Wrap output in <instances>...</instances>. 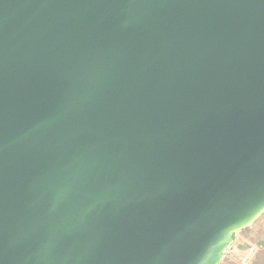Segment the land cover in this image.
Here are the masks:
<instances>
[{
	"label": "water",
	"instance_id": "water-1",
	"mask_svg": "<svg viewBox=\"0 0 264 264\" xmlns=\"http://www.w3.org/2000/svg\"><path fill=\"white\" fill-rule=\"evenodd\" d=\"M264 214V0H0V264H219Z\"/></svg>",
	"mask_w": 264,
	"mask_h": 264
},
{
	"label": "crops",
	"instance_id": "crops-1",
	"mask_svg": "<svg viewBox=\"0 0 264 264\" xmlns=\"http://www.w3.org/2000/svg\"><path fill=\"white\" fill-rule=\"evenodd\" d=\"M263 216L251 226L235 233L231 252L225 254L219 264H264V220H260ZM252 245L257 246L258 251L249 255L248 250Z\"/></svg>",
	"mask_w": 264,
	"mask_h": 264
},
{
	"label": "built area",
	"instance_id": "built-area-1",
	"mask_svg": "<svg viewBox=\"0 0 264 264\" xmlns=\"http://www.w3.org/2000/svg\"><path fill=\"white\" fill-rule=\"evenodd\" d=\"M249 255H254L258 251V247L255 245H252L249 247ZM231 252V248L229 247L225 252L224 255ZM246 262V261H245ZM244 262V263H245Z\"/></svg>",
	"mask_w": 264,
	"mask_h": 264
},
{
	"label": "rangeland",
	"instance_id": "rangeland-1",
	"mask_svg": "<svg viewBox=\"0 0 264 264\" xmlns=\"http://www.w3.org/2000/svg\"><path fill=\"white\" fill-rule=\"evenodd\" d=\"M260 220H264V216Z\"/></svg>",
	"mask_w": 264,
	"mask_h": 264
}]
</instances>
